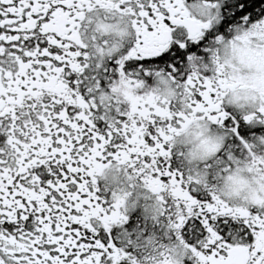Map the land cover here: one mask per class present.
Segmentation results:
<instances>
[{"label": "snow or ice", "instance_id": "6c2138e0", "mask_svg": "<svg viewBox=\"0 0 264 264\" xmlns=\"http://www.w3.org/2000/svg\"><path fill=\"white\" fill-rule=\"evenodd\" d=\"M200 15L185 0H0V264H135L108 235L127 217L121 202L101 199L91 170L98 161L123 164L159 194L197 264H264V201L233 206L198 187L173 167L168 143L174 125L207 121L231 136L218 151L225 164L246 159L264 169L255 155L264 126H251L264 125V107L234 112L219 64L201 71L199 63L241 26L264 39V0H205ZM118 18L130 29L128 47L91 63L89 40L101 56L108 44L84 38L91 24ZM255 68L264 88V58ZM88 69L137 94L126 93L128 105L105 104L95 76L87 93L80 87ZM165 79L175 100L141 87Z\"/></svg>", "mask_w": 264, "mask_h": 264}, {"label": "clouds", "instance_id": "9594fccd", "mask_svg": "<svg viewBox=\"0 0 264 264\" xmlns=\"http://www.w3.org/2000/svg\"><path fill=\"white\" fill-rule=\"evenodd\" d=\"M185 2L192 15L203 18L200 14L205 10V0H201L196 9L188 5V0ZM125 25L126 21L122 18L107 25L99 20L91 24L88 36L84 38L87 40L96 34L97 39L103 36L108 41L101 56L97 51L99 45L89 40V51L93 54L91 63L105 61L109 50L115 57L125 49L131 40L130 29ZM258 31L256 28L239 27L230 37L212 43L210 57L199 62L207 66L201 71H215L219 64L221 75L227 82L224 103L241 115L258 112L264 107V88L257 81L259 74L255 68V63L264 58L258 55L264 54V39L255 35ZM58 87L55 80L49 81V90L54 91ZM141 87L145 93L151 92L170 101L176 98L174 85L166 79ZM113 88L115 91H112ZM137 91L117 79L99 95L106 97L105 104L114 99L122 105H128L130 101L126 93L136 95ZM174 127L175 131L169 133L168 143L180 158L185 174L190 175L194 182H199L198 187L210 188L233 206L252 207L257 201H264V169L257 171L251 161L246 159H240L236 164L217 163L219 148L223 146V133L218 127L201 120L184 122L183 126L177 124ZM255 155L264 158V148H258ZM91 170L97 184L102 182L106 189H110L112 199L121 202L122 209L135 203V197L143 196L148 201L144 205L146 212L152 216L162 214L159 194L153 192L145 180L127 171L123 164L98 161L93 163ZM189 251L178 239H152L141 255L134 257L135 264H183L182 256Z\"/></svg>", "mask_w": 264, "mask_h": 264}, {"label": "flooded vegetation", "instance_id": "af4514ba", "mask_svg": "<svg viewBox=\"0 0 264 264\" xmlns=\"http://www.w3.org/2000/svg\"><path fill=\"white\" fill-rule=\"evenodd\" d=\"M201 0H188V5L193 9L199 7ZM233 32H230V37ZM129 44V43H128ZM128 44L125 48L128 47ZM124 51V50H123ZM107 64V59L105 60ZM95 76L101 83L103 90H108L110 87V79L106 77L103 72L96 71L95 69L86 70L85 74L81 77L80 87L87 93L89 87H95L92 77ZM252 127H262L261 124H253ZM223 133V144H229L231 136L227 129L219 128ZM256 137L252 138L254 142ZM234 148L235 145H232ZM235 154V153H234ZM218 164H225L224 155L217 154ZM171 163L175 169L183 170L182 162L177 156L175 150H172ZM100 197L106 201V207L112 203V194L110 189H106L103 183H99ZM135 203H132L130 207L122 209L123 214L127 217V220L122 224H114L108 235L110 239L120 248L124 249L131 256L136 257L141 255L142 251L147 247L152 239L165 240L166 238L177 239L176 231L170 227L171 213L168 211L163 212L158 216H152L146 212L144 205L148 201L143 196L135 197ZM223 219L221 223H223ZM179 240V239H178ZM183 264H197L196 259L192 256L191 252H186L182 256Z\"/></svg>", "mask_w": 264, "mask_h": 264}]
</instances>
